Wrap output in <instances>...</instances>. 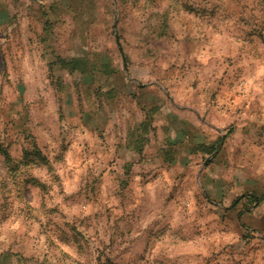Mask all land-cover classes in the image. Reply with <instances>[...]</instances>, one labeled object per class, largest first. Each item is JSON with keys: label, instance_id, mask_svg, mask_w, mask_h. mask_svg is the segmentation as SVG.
<instances>
[{"label": "rangeland", "instance_id": "obj_1", "mask_svg": "<svg viewBox=\"0 0 264 264\" xmlns=\"http://www.w3.org/2000/svg\"><path fill=\"white\" fill-rule=\"evenodd\" d=\"M263 193L264 0H0V264H264Z\"/></svg>", "mask_w": 264, "mask_h": 264}, {"label": "trees", "instance_id": "obj_2", "mask_svg": "<svg viewBox=\"0 0 264 264\" xmlns=\"http://www.w3.org/2000/svg\"><path fill=\"white\" fill-rule=\"evenodd\" d=\"M55 64H58L60 68L67 69L70 73L79 72V73H82L84 75H89L94 70H95V72H100V74H103V75L104 74L109 75L111 73H114V69L111 68V66H110L111 65L110 61L105 62L104 60H101V63L98 66L97 63L90 61V59L87 58L85 55L77 56V57L57 56L56 60H55ZM97 66L99 67V69ZM96 69H98V70H96ZM153 112H155L154 108L148 110V112L145 116V119L140 124L142 129L145 130L147 128V126L151 125V119H150L151 115L150 114ZM143 139L144 138H142L140 136H135V138L131 137V140H132L131 143L134 144V146H131L128 144V147H133L137 151H141L142 148L140 146V140H143ZM218 142H219V139H216L209 144L199 143V144H196L194 146H196L195 148H198L202 152L210 154L215 150L216 143H218ZM193 149H194V147H191L190 151H192ZM263 198H264V193L261 194V196L257 198V201H259Z\"/></svg>", "mask_w": 264, "mask_h": 264}, {"label": "crops", "instance_id": "obj_3", "mask_svg": "<svg viewBox=\"0 0 264 264\" xmlns=\"http://www.w3.org/2000/svg\"><path fill=\"white\" fill-rule=\"evenodd\" d=\"M116 40L118 41V37H117V35H116ZM145 105V104H144ZM150 107V108H149ZM148 108H146V107H143V109H147V111L149 110V109H152V108H154L155 109V111H156V113L159 111V109H160V107L158 106V105H152V106H149ZM146 111V112H147ZM174 111H177V110H174ZM179 112H175V113H173V114H175V116L177 117V115H179V117H178V121H181L182 120V118H180L181 116H180V114H178ZM143 121V120H142ZM141 121V122H142ZM182 122V121H181ZM169 123V124H168ZM184 122H182V124H183ZM172 125H174V123L173 124H171V122L169 121V122H167V124L165 123L164 124V127H165V129L167 128H169V129H173V130H177L178 128H177V126L176 125H174V126H172ZM178 133H180V132H178ZM186 137H189L190 138V133H187L186 134ZM192 138H194V136L192 137ZM186 141V140H185ZM182 142V141H181ZM193 142V141H192ZM192 142H189L190 144L189 145H196V144H199V143H203V142H197V141H195L194 140V143H192ZM173 144H175V142L173 143ZM191 145V146H192ZM191 146L189 147V148H186V149H189V151H190V148H191ZM220 151V150H219ZM219 151L216 153V155H218L219 154ZM215 155V156H216ZM215 156H213V157H215Z\"/></svg>", "mask_w": 264, "mask_h": 264}, {"label": "water", "instance_id": "obj_4", "mask_svg": "<svg viewBox=\"0 0 264 264\" xmlns=\"http://www.w3.org/2000/svg\"><path fill=\"white\" fill-rule=\"evenodd\" d=\"M222 142H223V137H222V139H221V142H220L218 148L213 152V154H212L211 156H209V157L205 160V164H207L208 161H209L213 156H215L216 153L220 150V148H221V146H222Z\"/></svg>", "mask_w": 264, "mask_h": 264}]
</instances>
